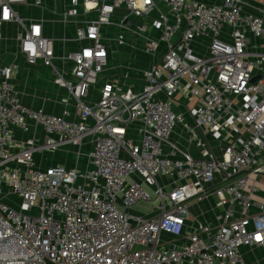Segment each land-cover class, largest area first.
Segmentation results:
<instances>
[{
	"label": "built area",
	"instance_id": "2783aa9c",
	"mask_svg": "<svg viewBox=\"0 0 264 264\" xmlns=\"http://www.w3.org/2000/svg\"><path fill=\"white\" fill-rule=\"evenodd\" d=\"M61 1L65 21L85 17L80 48L63 58L73 62L67 73L55 64L56 40L39 22L26 28L16 11L28 0H0V26L26 28L21 53L50 67L64 92L59 114L29 107L14 82L19 65L0 61V264H262L243 248H264V199L251 183L264 173V76L252 83L264 53L248 51L247 35H264L263 18L246 13L242 0ZM117 8L127 14L115 22ZM133 18L142 23L125 24ZM112 25L119 43L129 38L157 55L165 46L140 90L102 78ZM198 37L208 40L200 41L204 54L194 49ZM178 95L193 102L190 115L220 153L202 139L199 159L164 153L184 119L174 109ZM14 128L31 135L17 139ZM71 147L78 157L87 152L85 160L39 167L38 154ZM210 195L217 211L205 223L190 207ZM156 200L151 217L132 211Z\"/></svg>",
	"mask_w": 264,
	"mask_h": 264
},
{
	"label": "crops",
	"instance_id": "0c3cea01",
	"mask_svg": "<svg viewBox=\"0 0 264 264\" xmlns=\"http://www.w3.org/2000/svg\"><path fill=\"white\" fill-rule=\"evenodd\" d=\"M41 3L36 4V0H28L26 4L16 5V11L24 18L26 28L29 27L31 22H39L42 25L43 33L48 37L56 40L55 53H56V66L66 73L69 72L73 65L70 60H64L63 58L75 52L80 48L81 44L77 41V33L84 21L82 18L64 20L63 13L66 7V3L61 0H40ZM209 3L219 2V0H200ZM243 8L246 13H251L256 16H260L264 20V0H242ZM127 14L123 8H117L114 12V21L118 22L121 17ZM93 17L90 14L89 18ZM85 19V17H83ZM82 21V23H81ZM130 24H141V20L130 19ZM126 24V23H125ZM126 24V25H130ZM26 28L13 22L3 23L0 26V61L3 64L17 63L19 70L15 76L14 82L20 93L22 102L32 108H43L45 111L59 114L63 110V105L60 103V98L63 95V89L57 86L54 80V75L50 67L42 64L39 60L35 64H31L26 60V57L20 51V38L25 34ZM111 41V53L109 57V65L104 71L103 79H115L124 82L125 87H130L136 90H140L143 84V73L146 69L157 64L161 56L157 54H147L142 48V45L131 44V39L128 41L119 43L114 37L117 36L120 29L115 25L105 28ZM230 28L225 26L223 28L222 37L229 38ZM155 36L159 35L156 30L152 31ZM248 51L256 53H264V35L260 38L254 36L252 32H248ZM178 39V36L174 37V41ZM200 41L208 43V40L198 37L193 45L198 54L206 53L204 44ZM131 44V45H130ZM165 46L162 45V50ZM257 75L264 76V63L257 71ZM99 85L92 89V96L88 100H97L99 95ZM193 105V102L185 99V97L178 95L174 104V109L177 113L183 116V121L177 125L175 130L170 136L169 142L164 146V153L167 156H180L181 152H189L194 158L199 159L202 157L200 149L196 143V140L202 139L209 143L215 152L220 153L219 142L216 141L212 134L204 130L202 127L196 124L195 119L190 115L189 108ZM134 126H140L139 123H134ZM130 132L135 133V129H131ZM15 137L17 139H27L31 134L24 133L19 128H14ZM135 135H137L135 133ZM174 145L177 146L176 150ZM48 153L38 154L36 159L39 163V167L45 168L40 163L41 157ZM41 156V157H40ZM60 163V162H59ZM57 164V163H55ZM62 164V163H61ZM53 165V164H51ZM66 165V164H65ZM68 166V165H66ZM173 184L175 178H168ZM168 180L160 179L162 183L168 182ZM255 183L258 188V192L254 195L255 199H264V173L261 175H255L252 178L251 183ZM158 200L151 203H141L135 207L132 211L136 214L151 217L159 212L155 210V204ZM145 207V208H142ZM138 209V210H137ZM193 215H197L202 222L214 223V214L216 210V197L215 195L208 196L201 203L193 204L190 207ZM249 250L250 248H243ZM261 250L264 254L263 247H257L255 250ZM254 250V251H255ZM264 264V260L259 258L255 260ZM255 261L249 260L253 263Z\"/></svg>",
	"mask_w": 264,
	"mask_h": 264
},
{
	"label": "rangeland",
	"instance_id": "374dc122",
	"mask_svg": "<svg viewBox=\"0 0 264 264\" xmlns=\"http://www.w3.org/2000/svg\"><path fill=\"white\" fill-rule=\"evenodd\" d=\"M81 18H82L83 21L85 20L82 16H81ZM76 20H78V18ZM81 23H82V21H81ZM163 51L164 50H162L158 55L161 56ZM86 150L88 151V149H86ZM86 153L87 152H84V153H82V157H78L77 156L78 152L76 151V148L75 147H71L69 149H62V150H58V151H54V152H48V154L43 155L42 157L40 156L41 157L40 163H42V165L44 167H49V166H51V164H55V163H59V162L62 163V164H66L68 166H74L75 164H77V162L80 159L82 161L85 160ZM82 161H81V164H83ZM142 208H145V207H142ZM248 251L249 250H247V249L243 250V252L245 253L246 258H248L249 260L255 261V260L259 259V258H262L264 260V254H263V252L260 249L259 250H255L253 252L250 251V253ZM255 262H257V261H255Z\"/></svg>",
	"mask_w": 264,
	"mask_h": 264
},
{
	"label": "water",
	"instance_id": "95a60500",
	"mask_svg": "<svg viewBox=\"0 0 264 264\" xmlns=\"http://www.w3.org/2000/svg\"><path fill=\"white\" fill-rule=\"evenodd\" d=\"M126 24H130V21H129V20L126 21ZM262 78H263V76H261V75H256V76H254V78L252 79V83H255L257 80L262 79Z\"/></svg>",
	"mask_w": 264,
	"mask_h": 264
}]
</instances>
